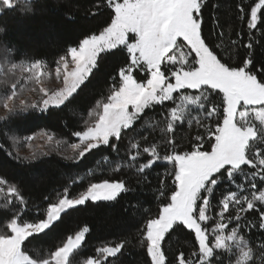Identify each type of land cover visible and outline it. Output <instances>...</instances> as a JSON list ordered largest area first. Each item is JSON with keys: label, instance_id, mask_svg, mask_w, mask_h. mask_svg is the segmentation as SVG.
<instances>
[{"label": "snow or ice", "instance_id": "6c2138e0", "mask_svg": "<svg viewBox=\"0 0 264 264\" xmlns=\"http://www.w3.org/2000/svg\"><path fill=\"white\" fill-rule=\"evenodd\" d=\"M19 4L0 0V16ZM220 8L216 0H95L89 15L100 23L54 59V71L42 58L12 62L3 48L0 121L16 126L50 109L75 114L77 96L105 58L126 55L106 77V92L82 114V129L71 133L78 142L43 130L8 137L12 148L21 141L31 148L37 137L57 148L67 145L72 155L63 159L74 174L61 189L33 199L26 181L0 171V264H115L130 239L104 243L88 255V225L55 234L73 212L119 203L136 191L133 179L149 183L157 168L155 212L129 202L145 264H264V240L249 235L253 228L264 230V61L254 55L264 46V0L235 3V18L247 31L227 42L223 32L205 33V13ZM210 19L220 26L218 18ZM240 47L245 54L237 62ZM49 78L59 86H45ZM5 154L25 165L49 155ZM185 231L191 251L173 252L170 242ZM46 240L48 248L33 247Z\"/></svg>", "mask_w": 264, "mask_h": 264}, {"label": "trees", "instance_id": "16d2710c", "mask_svg": "<svg viewBox=\"0 0 264 264\" xmlns=\"http://www.w3.org/2000/svg\"><path fill=\"white\" fill-rule=\"evenodd\" d=\"M216 2L221 4V8L219 11L212 9L205 13V33L209 29H215L217 35L220 32L225 34V42L229 39H237V31H247L235 18V3L239 0H216ZM248 2L251 3L252 0H248ZM94 3L95 0H20L16 10L0 16V25L6 28V35H0V59H3V48L7 47L10 50L8 58L12 61L42 58L52 66L54 59L63 54L66 47L74 46L78 39L83 38L85 32L96 28L100 23L99 16L89 15L91 11H95ZM29 8L32 9V12L25 14V10ZM212 16L219 19V27L211 22L210 17ZM103 19H107V16L105 15ZM256 35L259 37V33ZM211 38L214 39L215 36ZM238 51L240 55L237 57V62L243 58L245 49L240 47ZM263 52L264 46L255 48L254 55L257 62L263 61L261 59ZM125 55L105 58L102 70L96 79L77 96L73 106L76 109L75 114L69 109H50L46 113L32 114L30 119L24 120L19 126L9 122L4 129L0 125V144L4 146V150H0V171L16 177L18 182L26 181L33 199L53 192V190L61 189L68 182L69 175L74 174L70 162L59 155L52 154L41 157L39 161H34L31 165H25L5 154V150H7L15 155L5 131L14 130L17 134L26 136L46 129L61 138L74 141L75 138L71 133L82 129L84 119L82 114L95 99L100 97L101 93L106 92L111 83L110 79L106 77L109 73L115 75V70L123 63ZM257 66H261L260 63H257ZM160 111L161 108L158 107L156 112ZM157 119L160 117L157 116ZM129 138H131V134ZM124 143L127 144V139ZM121 155H124L123 147ZM101 167L106 171L103 162ZM75 171H79V169ZM124 171L127 176L134 175V170L125 169ZM160 171L162 168H157L152 172L148 177L149 183L137 184L133 179V187L136 191L125 195L119 203L73 212L57 230L56 237H63L81 226L88 225L91 231L85 240L84 251L86 254H93L95 249L104 243L127 238L131 240V243L126 246L127 251L115 264H145L146 257L143 249L139 246L137 226L130 219L129 202L131 204L138 203L143 208L155 212L158 203L155 199L158 185L157 172ZM32 175L35 176V179L29 178ZM249 218L255 219V216L251 215ZM136 219H139L138 215ZM259 234L262 233L259 232L254 236L257 237ZM191 239L192 237L186 231L178 233L170 242L171 250L173 252L185 251L187 254L191 251ZM50 245L51 240H46L37 242L33 247L43 250Z\"/></svg>", "mask_w": 264, "mask_h": 264}, {"label": "rangeland", "instance_id": "374dc122", "mask_svg": "<svg viewBox=\"0 0 264 264\" xmlns=\"http://www.w3.org/2000/svg\"><path fill=\"white\" fill-rule=\"evenodd\" d=\"M252 2H253V0H252ZM261 59L264 61V52H263V54L261 56ZM31 61L32 60H27V62H31ZM12 62L19 63V62H21V60H17V61L15 60V61H12ZM49 70L50 71H54V68H52V66L49 65ZM17 75H18V73H17ZM21 84H24V81H21ZM27 86L28 87H32L33 85H30L29 84ZM45 86L50 87V88H52V87H58L59 86V81L55 80L54 78H49L48 80L45 81ZM27 95L30 96L32 99H37L38 98L37 94L36 93H33V92H28ZM3 114H4L3 109L0 108V115H3ZM0 125L4 129L7 127V123H5L4 121H0ZM42 130L43 131L50 132V131H48L46 129H41V130H39V131H37V132H35L33 134H30V135H34L35 136L38 133H40ZM5 133H6V135H8V137H10L12 135H17L19 137H23L24 136V135L21 136V135L17 134L14 130H6ZM55 139H57V140H67V139H64V138H61V137L57 136L56 134H55ZM9 141H10V139H9ZM67 141L69 142V144L70 143H74V142H78L77 138H75L74 141H69V140H67ZM10 143H11V141H10ZM31 144H32V147L29 148L26 143H24L23 141H21V143L19 145H17L16 148H13V151L15 152V154L18 152L21 157H23V156H30L31 155V152L33 150L48 152L49 155L56 154V155H59L61 157L71 156L72 155V151H71L70 148H68L67 145L61 144L57 148L54 143L53 144L47 143L46 142V138H39V137H37V139H35V140H33L31 142ZM258 231L261 232L262 234L261 235L259 234V236H257V237L254 236L257 233H259ZM249 235H250L251 239H253L255 241L264 240V230H260L258 227L251 229Z\"/></svg>", "mask_w": 264, "mask_h": 264}]
</instances>
